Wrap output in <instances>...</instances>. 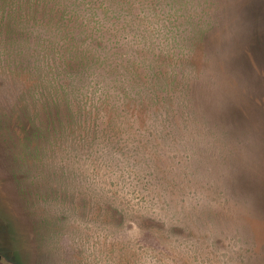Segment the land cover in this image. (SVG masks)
Masks as SVG:
<instances>
[{"label": "rangeland", "instance_id": "1", "mask_svg": "<svg viewBox=\"0 0 264 264\" xmlns=\"http://www.w3.org/2000/svg\"><path fill=\"white\" fill-rule=\"evenodd\" d=\"M0 264H264V0H0Z\"/></svg>", "mask_w": 264, "mask_h": 264}, {"label": "trees", "instance_id": "2", "mask_svg": "<svg viewBox=\"0 0 264 264\" xmlns=\"http://www.w3.org/2000/svg\"><path fill=\"white\" fill-rule=\"evenodd\" d=\"M82 61H80V63H79V65H82L83 64V62L81 63ZM79 65H77L76 63H75V61H73V60H69L68 61V63H67V66L70 68H73V67H75V66H79ZM67 68V67H66ZM68 69V68H67Z\"/></svg>", "mask_w": 264, "mask_h": 264}]
</instances>
